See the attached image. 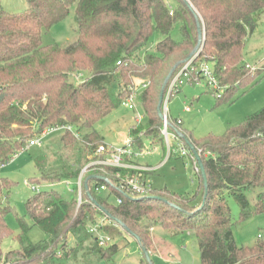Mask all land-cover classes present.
Here are the masks:
<instances>
[{"label": "trees", "instance_id": "1", "mask_svg": "<svg viewBox=\"0 0 264 264\" xmlns=\"http://www.w3.org/2000/svg\"><path fill=\"white\" fill-rule=\"evenodd\" d=\"M175 1L170 7L165 0H27L23 13L0 8V169L44 131L72 126L81 137L65 132L61 143L75 148L77 167L61 157L50 164L42 156L35 165L43 182L71 181L76 186L83 167L105 144L97 131L81 132L118 110L134 91L143 115L129 136L143 151L145 139L152 146L164 142L161 95L193 58L194 67L212 64L219 86L225 89L223 93L211 90L220 95L218 104L233 102L241 86L252 85L261 76L264 64L252 72L245 47L258 27L264 0ZM73 7L76 40L65 46H44L43 32L65 20ZM198 23L205 39L193 55L199 43ZM176 26L179 41L172 38ZM155 34L163 39L142 58L139 53ZM79 77L82 81L75 84ZM168 123L186 148L199 154L207 186L200 170L199 190L192 196L153 190L133 200L113 189L108 181L116 182L120 170L108 168L107 174L95 171L84 176L81 205L77 186L73 199L56 191H38L26 202L27 215L17 218L20 249L9 252L4 264H80L75 255L82 249L105 264H114L120 247L115 243L99 246L89 230L101 218L122 222L149 252L150 230L160 226L173 236L191 233L200 264H264L263 237L252 247H240L233 234L238 224L264 214V193L258 195L255 206L246 196L248 190L264 189V108L224 135L202 140L193 139L175 121L168 119ZM12 186L0 177V260L3 240L13 235L6 220L12 208L4 199V190ZM102 186L109 191H96ZM229 196L240 207L239 220L233 218ZM29 221L47 235L45 241L34 244L29 240ZM120 229L104 226L101 231L113 239L122 234Z\"/></svg>", "mask_w": 264, "mask_h": 264}, {"label": "rangeland", "instance_id": "2", "mask_svg": "<svg viewBox=\"0 0 264 264\" xmlns=\"http://www.w3.org/2000/svg\"><path fill=\"white\" fill-rule=\"evenodd\" d=\"M165 2L170 7L176 4L175 0H165ZM27 7V0H0V8L11 14L23 13ZM257 21L258 27L255 33L247 39L245 47V60L252 72L254 69H262L264 64V12L259 13ZM77 29L75 8L73 7L65 20L51 30L43 32V45L65 46L72 43L77 38ZM172 38L177 41L180 40L179 26H176L172 32ZM162 39L160 34H155L139 55L143 58L147 53H153L155 46ZM209 65L212 66L211 63ZM260 75L255 82H252V85L241 86L235 93L233 102L221 104L217 103V98L220 95H214L211 90L215 89L208 85L206 80H200L199 84L187 82L178 93L173 94L168 103V118L175 122L180 119L182 129L191 132L195 140H202L208 136H222L229 128L242 125L247 117L264 108L263 70ZM81 81L79 77L74 80V83L79 84ZM142 115V108L135 101L134 109L121 106L96 124L93 129L83 130L81 134H88L95 130L104 138L105 144L108 146L121 147L129 138L130 128L137 124V117H142ZM74 130L76 131V129ZM64 133L62 131L51 133L44 138L43 144L19 151L18 156H14L11 162L0 169V177L13 183L11 188L4 190L5 202L12 208L6 220L13 235L5 238L2 242L0 264H4L5 257L9 252L20 249L18 237L21 231L17 218L27 215L26 202L28 199L35 196L38 191H56L68 199L75 197V182L64 181L55 184L43 182L35 165V160L42 156L46 157L50 164L61 157L68 164L77 167V151L72 147L65 148L61 143ZM75 138L77 137L75 136ZM145 142L143 156L136 159V163L155 168V172L148 176L147 181L153 190H168L181 196H192L198 192L200 178L195 172L194 162L190 154L183 156L179 153L178 142H172V148L176 152L170 158L165 139L163 143L154 146L147 139ZM183 145L185 146L184 143ZM91 158L92 156L90 161ZM86 166L83 167L82 172ZM261 193H264V189L258 188L246 192L252 206L256 205L258 195ZM227 200L233 218L239 220V205L231 196L227 197ZM104 223L105 226L114 227L112 221H105ZM29 225L31 230L28 238L32 243L37 244L47 239V235L40 228L34 226L30 221ZM120 231L122 234L120 236L118 234L111 242L120 247V251L114 258V264H141L142 261L146 264L137 239L121 229ZM150 234L152 264H200L198 245L191 233L184 232L173 236L166 234L160 226H156L150 230ZM233 234L238 246H254L260 237L264 238V214L244 224H238L233 229ZM67 239L69 246H75L70 234ZM110 244L103 247L107 248ZM75 259L80 264H105L98 256L89 254L86 249L79 251L75 255Z\"/></svg>", "mask_w": 264, "mask_h": 264}, {"label": "built area", "instance_id": "3", "mask_svg": "<svg viewBox=\"0 0 264 264\" xmlns=\"http://www.w3.org/2000/svg\"><path fill=\"white\" fill-rule=\"evenodd\" d=\"M194 59L195 58L187 62L185 66L175 76H173L168 84L162 106V112L164 114L162 135L168 147L169 158L173 155V153L176 152L172 148V142H178L180 146L179 153L183 156L187 154L191 155V158L194 162L195 172L199 174L200 167L196 156L183 145L177 132H172L169 129L168 103L170 102L173 94L177 93L178 90H180V88L183 87L187 82H197V84H199V77H202L204 80H206L208 85L212 86L220 93H223L225 89L219 86L214 75L213 67L210 66L209 63L203 62L198 67H194ZM143 88H146V85L143 86ZM137 95V91H134L132 96L125 101L123 106L128 107L129 109H134ZM137 118V124L141 123L142 117L139 116ZM176 123L177 125H182L181 120H177ZM57 131L71 132L77 138L80 136V134L77 133L72 126L55 127L51 130L44 131L41 136L31 140L29 147L43 144L44 138ZM143 152L144 150L141 151L135 146L134 138L130 136L126 143L121 147L108 146L107 144L99 146L92 155L91 161L88 163L85 170H83L76 182L79 196V205L82 203V183L84 176L95 171H100L103 174H107L108 168L120 170L116 174L117 181L114 183L110 181L108 182L112 185L113 189L119 191L124 197L137 200L149 196L153 192V188L147 182L148 176L154 173L155 169L136 163V159L142 157ZM16 156L18 155L16 154L15 157ZM13 159L14 157L12 160ZM121 171L125 173H122ZM35 189L38 190L36 187ZM96 191L108 192L109 188L107 186H102L97 188ZM117 203L121 204L122 199H117ZM105 221L110 220L107 218L100 219L95 225H91L89 228L90 232L97 236L99 246L101 247L112 242V239L101 231L105 226ZM113 226L119 227L115 222H113Z\"/></svg>", "mask_w": 264, "mask_h": 264}, {"label": "water", "instance_id": "4", "mask_svg": "<svg viewBox=\"0 0 264 264\" xmlns=\"http://www.w3.org/2000/svg\"><path fill=\"white\" fill-rule=\"evenodd\" d=\"M198 18V17H197ZM200 23H198V30H199V43L197 45V47L195 48V51L193 53V55H196V53H198V51L200 50V48L202 47L203 45V41L205 39V37L203 36V32L201 31L200 29ZM172 74L168 77L166 83H168V81L170 80ZM163 102H164V90H163V93L161 95V98H160V106H163ZM160 117L162 120H164V114L163 112L161 111L160 113ZM194 155L196 156L197 158V161L199 163V167H200V170H201V173L203 175V177L205 178V185L207 186V180H206V173H205V169H204V166L201 162V159L199 157V154L195 151L194 152ZM124 232L128 233L129 235L133 236L134 238L137 239V241L139 242L140 246H141V250H142V253L145 257V260L148 264H152V260H151V255H150V252L144 247L142 246L141 244V241H140V238L139 237H136L132 232L129 231V229L120 221H116L115 222Z\"/></svg>", "mask_w": 264, "mask_h": 264}, {"label": "crops", "instance_id": "5", "mask_svg": "<svg viewBox=\"0 0 264 264\" xmlns=\"http://www.w3.org/2000/svg\"><path fill=\"white\" fill-rule=\"evenodd\" d=\"M180 120V119H179ZM146 167H149V166H146ZM150 168H152V167H150ZM153 169H155V168H153ZM153 174V173H152Z\"/></svg>", "mask_w": 264, "mask_h": 264}]
</instances>
